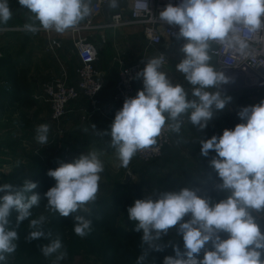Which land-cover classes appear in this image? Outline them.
<instances>
[{"label":"clouds","instance_id":"1","mask_svg":"<svg viewBox=\"0 0 264 264\" xmlns=\"http://www.w3.org/2000/svg\"><path fill=\"white\" fill-rule=\"evenodd\" d=\"M93 0H18L27 9L29 22L26 31L33 34L41 28L45 31L64 33L75 29L92 13ZM117 7V0H109ZM9 0H0V26L12 18ZM165 25L176 28L173 33L185 43L184 54L176 64V71L191 85V92L160 71L164 56L147 60L137 73L143 88L135 97H126L123 106L115 113L110 125L109 146L116 150L121 166L127 168L139 152L157 143L166 124L179 133L185 117L188 123L203 131L214 116V110H223L231 102L230 96L222 95L221 86L231 78L217 71L210 63L214 45L239 52L243 55L249 47L242 31L259 33L264 30V0H179L168 3L159 12ZM209 89H216L209 91ZM190 97V98H189ZM242 121L233 129L225 128L222 135L199 139L200 152L208 157L209 166L215 171L220 183L215 189L225 198L214 202L211 197L198 193L199 188L182 187L179 191H162L144 199H136L128 207V218L136 222L134 231L141 233V243L147 246L137 257L136 264H144L151 251L161 252L171 247L174 255L163 258L162 264H264V232L252 211H264V99L254 105L243 106L237 112ZM96 131L95 124L91 125ZM88 129L85 128V131ZM50 126L41 124L36 129V140L47 145ZM97 132V131H96ZM99 134V133H97ZM104 171L100 153L93 150L81 154L72 162H59V166L47 172L55 179V186L44 196L47 209L68 217L97 199L100 174ZM37 182L25 179L20 186L12 183L0 185V264L7 255L16 251L19 239L15 228L10 227V217L17 213L15 226L32 216L31 209L39 206L41 197L33 190ZM187 217V218H186ZM74 232L86 237L92 221L84 216L74 217ZM47 217L31 219L27 236L29 242L41 238L50 243L41 247L45 257L57 254V261L67 255L61 251L59 237L44 231ZM175 228L182 237L179 243H158L170 229ZM222 233L227 238H222ZM210 245V247H209ZM150 250V251H148ZM203 251V257L198 258Z\"/></svg>","mask_w":264,"mask_h":264},{"label":"rangeland","instance_id":"2","mask_svg":"<svg viewBox=\"0 0 264 264\" xmlns=\"http://www.w3.org/2000/svg\"><path fill=\"white\" fill-rule=\"evenodd\" d=\"M96 1L97 0H93L92 5H94ZM12 2L15 1L9 0V3H11V10L15 5V3L12 4ZM96 20L102 22L104 20L103 14H100ZM127 29L129 28H122L116 30L115 33L113 32L116 37L121 39L116 48L118 49L115 52L117 54H113V57H117V55L122 56L121 59H123V61V56L126 57V61L128 60L127 62L124 61L126 64H133L144 58H146V61L150 58H154L157 52L152 48H148L146 38L140 30L137 28H130L132 29V33H129ZM86 35L97 43L99 48V61L103 64L106 62L107 55L105 54L106 49L104 43L100 39L98 31L90 30L86 32ZM129 37L133 38L132 44H127L125 42L126 38L129 39ZM124 42L126 44H124ZM161 50L162 49H160V51ZM119 56L117 58H119ZM71 57L73 58L72 54ZM210 63L215 67L212 61ZM176 64V62H173V60L169 58V63L165 66H161L160 71L166 73L173 84H182L190 93L192 86L185 81L181 73L176 71ZM119 68L120 64L118 63V65L115 64V68L112 70L117 74ZM140 81H142V78ZM215 90L216 89H209V91ZM221 92L222 95L225 96L231 97L232 95H236L241 98V102L236 100V105L233 107V110L229 109L230 105H232V99L223 109L225 110L224 116L222 115L221 117L231 123L240 120L237 116V112L241 107L257 104L264 99V91L252 92L236 89L228 93L222 90ZM22 104L23 105L20 106L19 109L14 110L13 108H7L0 112V185L12 183L16 186H20L25 179L37 182L38 187L33 191L40 195L41 201L38 207L34 206L31 209L32 216L28 220L23 221L18 228L15 226L17 213L13 211L10 217V227L15 228L19 239L15 241L17 244L16 251L12 254H8L3 264H136L137 256L130 249L128 242L132 238L130 236L137 235V242L141 243L140 237L142 236V232L138 233L133 230L136 222L129 220L127 209L134 204L136 199H141V197L146 194V196H153V198H155V192L166 185L165 183H158L155 181L154 177L155 172L157 173L159 169L155 167H157L158 163H163L166 159L162 156L155 162L144 163L135 155L128 167L124 168L121 166L116 150L109 146L110 142H100V145H98V141H93V143L97 144V146H93L95 148L85 149L79 152V149L77 146L75 147L73 143L70 144V141L60 139V134L57 133L54 135L52 126H50L48 144L41 145L36 140V129L39 125L36 127L35 125L29 126L28 124L27 116H33L34 119V111L29 108L28 102L25 103L24 101ZM49 111L51 116V109L49 110L48 107L38 109L37 114L40 113L42 115L43 113H49ZM15 112L18 114L15 115ZM219 112L220 110H214L215 114H219ZM13 114L16 117H13ZM221 117L217 116L216 118L219 119ZM219 122H221V120ZM219 122H214L215 125H213L210 130V137L213 135H222L224 128ZM55 128L56 132H58L61 125L55 122ZM14 131L18 132L13 134ZM64 142L71 148L64 149ZM174 142L180 143V146L184 148H191L193 146V142H186L185 139L179 141L173 133L172 143L168 148L171 147V149H173ZM93 150L100 153V159L104 164V171L100 174L101 179L99 181V190L95 202H91L85 206L87 211L78 210L68 217L60 216L59 213L50 212L46 207L47 198L44 196V193L49 188L55 186L56 181L54 178L47 175L48 170L57 168L60 161L66 163L72 162L81 154H87L88 151ZM65 151L70 154V159L65 157ZM186 158L187 157L184 156L179 159ZM193 159L194 158L189 157L186 159V163H178V165L187 166L192 163L191 160ZM166 164L167 163H163L164 166ZM127 173L130 174V180L123 186L130 190L127 196L130 198L131 205H128V201L126 200H123L122 204V193L119 188L122 187L120 182L125 181ZM134 178H136L135 181ZM132 180L134 182L133 184L131 182ZM167 186L170 188V191H179V187L177 188L178 185L175 183L168 184ZM117 188L119 192L114 191L116 194L115 198L117 199V204L115 205L116 210L112 209V207L106 208V201H109V199H107V194L109 195V191H113ZM2 194L3 193H0V195ZM263 212L264 211L261 213ZM40 215L47 217L44 231L46 233L49 231L52 233L51 239H55L56 237L61 239L63 244L61 251L67 253L64 259L57 261V254H53L50 257H45L42 254L41 247L50 243L49 239L41 238L32 240L31 242L28 241L27 236L32 230L29 228L30 220L36 219ZM76 215L84 216L86 219L92 221L91 231L84 238L77 236L73 230L75 224L74 217ZM117 227H119L118 230H116ZM261 231L264 232V226L262 225ZM158 243L161 245L179 243L180 247L183 248L182 238L179 239L166 235ZM168 255H174L171 247L157 252V258H155V260H158V257L164 258ZM152 258L153 257H151V259L147 258L144 264H154ZM162 262L163 260H161L159 264H162Z\"/></svg>","mask_w":264,"mask_h":264},{"label":"crops","instance_id":"3","mask_svg":"<svg viewBox=\"0 0 264 264\" xmlns=\"http://www.w3.org/2000/svg\"><path fill=\"white\" fill-rule=\"evenodd\" d=\"M14 1L15 2H12V4L15 3V5L12 7L11 11L12 13H15L6 25L0 27L23 28L24 25L29 22L28 17L31 13L27 9L20 6L18 0ZM9 5H11V3H9ZM113 32L114 31L112 30H107L105 38L100 36V39L104 43L106 49L105 54L107 55V58L106 62L103 64L101 61H98L96 65L97 69L104 73L105 79L107 80L104 94L102 95L107 101L110 99V86L118 74V72L115 74L112 69L115 68V64L118 65V63L120 65H128L125 63L128 61H126V57L123 56L125 62L121 59L122 56L117 55L119 58L113 57V54H117L115 53L118 50L116 48L121 40L116 37L114 35L115 32ZM127 32L132 33V29H127ZM71 36L72 35L68 32L46 33L41 30L35 34L26 30H11L0 33V112L7 108H13L14 110L19 109L20 106L23 105L22 102H28L29 108L34 111V119L33 116H27L29 126L35 125L37 127V125L48 124L53 127L54 130H52L54 131V135L57 133L60 134V139L70 141V144L73 143L75 147L77 146L79 152H82V150L85 149L95 148L93 146H97V144L93 143V141H98V145H100V142L111 141L110 135L105 133L110 132V125L114 120L115 113L122 108L123 104L117 106L113 105L112 110L104 109L105 113L103 115L97 114L91 116L89 114V108L84 100L76 101L70 106L72 109L70 118L65 121L58 132H56L55 122L51 119L50 111L49 113H43L42 115L40 113L37 114L38 109L48 107L50 110L49 104L42 98L44 86L47 83L56 81H65L71 84L77 83V69L80 65V60L77 52L74 50ZM53 39L60 40L62 42V47L52 48L51 43ZM132 39V37H129V39L126 38V40L124 38L127 44H132ZM125 42L124 44H126ZM184 43L185 41L183 39L174 40L171 42L169 47L163 46V51H166L169 58L178 64L184 56L181 52V47ZM71 54L73 55V58L71 57ZM156 55L157 53H155L154 57H156ZM211 61L214 65L216 64L215 58L211 59ZM11 72L15 73L14 76L16 77V81H14L11 77ZM7 83H9L8 86L14 83V86H16L17 89L15 90L12 86L10 89L7 88ZM142 88L143 81H138L136 93ZM135 95L133 97H135ZM231 97L232 105H230L229 109L233 110V107L236 105V100L241 102V98L236 95H232ZM224 111L225 110H220L219 114L214 113L212 120L209 121L207 128L203 131L193 126L190 122L188 123L187 118L185 117L180 132L173 133L179 141L185 139L186 142H193V146L191 148H184L180 146V143L174 142L173 149H171V147L165 148L163 157L166 160L163 163L167 164L164 166L163 163H158L155 168L159 169L157 173L155 172L154 177L155 181L158 183H165L166 185L162 187L164 189L161 188L160 190H157L155 194L166 190L170 191V188H168L167 185L175 183L178 185L177 188L179 187V189L182 187L199 188V195L211 197L214 202H218L219 200L225 198L221 197L216 199L215 197L213 182L214 180H220L215 171L209 166V160L215 154L214 152H210L208 157L202 156L200 152L201 145L199 143V139L201 138H211L210 130L213 125H215V121L219 122L221 120L219 123L224 129L227 128L226 120L221 117L224 114ZM17 114L18 113L15 112V115ZM12 116L16 117L14 114ZM217 116H220L221 118L217 119ZM166 122L170 123L167 119ZM92 124H95L97 132L92 129ZM85 128L88 130L85 131ZM18 131H14L13 134ZM64 145V149L71 148L66 145L65 142ZM64 155L65 157H68L67 159L71 158L70 154L66 151ZM184 156L187 158H194L191 160L192 163L187 166L178 165V163H186L187 158L179 159ZM135 179L136 178H134V181ZM131 182L132 184L134 183L133 180ZM120 183L122 184V187H119L122 193V204L123 200H126L128 201V205H131L132 203H130V198L127 196V194L130 193V190L123 186L125 185L123 182ZM117 190L118 188L113 191H109V195L107 194V199H109L108 203L110 205L117 204V199L115 198L116 194L114 193V191ZM146 195L143 197L140 196L141 199L148 197ZM252 214L257 223L260 226H264V212L259 213L253 210ZM167 236L179 239L182 238L177 235L175 228L170 229ZM202 257L203 251L200 253L198 258Z\"/></svg>","mask_w":264,"mask_h":264},{"label":"built area","instance_id":"4","mask_svg":"<svg viewBox=\"0 0 264 264\" xmlns=\"http://www.w3.org/2000/svg\"><path fill=\"white\" fill-rule=\"evenodd\" d=\"M107 0H97L92 5V13L83 20L75 29H69L73 40L74 50L77 52L80 65L77 69V83L71 84L65 81L49 82L44 86L43 100L49 104L51 109V119L61 126L72 113L71 104L84 100L89 108L91 116L103 115L105 110H112L113 105L123 104L126 97H133L136 93L138 81L137 73L141 71L146 58L141 61L128 65H120L116 79L110 86L109 101L103 98L105 75L100 72L96 65L99 61V48L97 43L86 35L87 31L112 30L122 28L139 29L147 41L148 48L157 52L156 57L164 56L162 66L169 63V56L163 51V46L169 47L171 42L177 39L173 33L178 32V26L173 28L165 25L158 17L159 12L167 5H176L179 0H128L127 11H115L110 16V24L104 25V20L98 22L96 19L101 14L103 5ZM11 30H25L21 27H0V33ZM41 31L52 33L55 31ZM242 36L248 41L249 47L241 55L239 52L225 49L223 46L214 45V51L210 55L215 58L217 71L229 70L226 76L231 80L228 84L222 85L221 89L228 93L236 89L245 91L261 92L264 91V30L259 33H249L242 31ZM51 47L60 48L62 42L53 39ZM160 49H162L160 51ZM119 62V61H118ZM235 88V89H233ZM85 118V117H84ZM227 122V129H233L241 120L231 123ZM166 122L161 135L157 137V143L148 149L139 151L136 156L144 163H152L159 160L165 148L172 143V133ZM220 181L213 182L216 199L225 197V194L216 190L214 185ZM187 218V217H186ZM222 238H227L226 233H222Z\"/></svg>","mask_w":264,"mask_h":264},{"label":"trees","instance_id":"5","mask_svg":"<svg viewBox=\"0 0 264 264\" xmlns=\"http://www.w3.org/2000/svg\"><path fill=\"white\" fill-rule=\"evenodd\" d=\"M14 75H15V73L14 72H11V77L14 79V81H16V77ZM8 84L9 83H7V88L10 89L11 86H12L15 90L17 89L16 86H14L15 85L14 83L12 85L10 84L9 86H8ZM26 174H28V173H26ZM108 202L109 201H106V204H107V207L106 208L112 207V209L116 210L115 209L116 208L115 207L116 204L115 205H110ZM109 212H110V209H109ZM118 229H119V227H117L116 230H118ZM130 237H132V238L129 240L128 245H129L130 249L134 252V254L138 257L143 250H147V246L146 245H143L140 242H137V239H138V236L137 235H135V236L132 235ZM148 251H150V250H148ZM151 257H153L152 258V262L154 264H159L161 262V260H163V257H158V260H155V258H157V251H151L150 252V255L148 256V258L151 259Z\"/></svg>","mask_w":264,"mask_h":264},{"label":"water","instance_id":"6","mask_svg":"<svg viewBox=\"0 0 264 264\" xmlns=\"http://www.w3.org/2000/svg\"><path fill=\"white\" fill-rule=\"evenodd\" d=\"M128 9V0H117V7L113 8L110 6V2L109 0H107V2L103 5V8H102V14H103V18H104V25H109L110 24V16L113 12L115 11H127ZM15 12H13L14 14ZM105 34H106V31L105 30H101L99 31V35L102 37V38H105ZM226 74V72H230L229 70H224L222 71ZM107 84V80L104 79V85ZM130 180V174H126V178H125V181L123 182V184H127Z\"/></svg>","mask_w":264,"mask_h":264},{"label":"bare ground","instance_id":"7","mask_svg":"<svg viewBox=\"0 0 264 264\" xmlns=\"http://www.w3.org/2000/svg\"><path fill=\"white\" fill-rule=\"evenodd\" d=\"M233 89H235V88H233Z\"/></svg>","mask_w":264,"mask_h":264}]
</instances>
